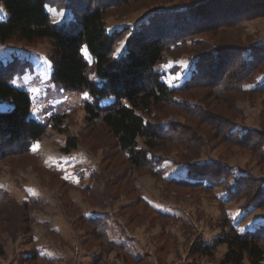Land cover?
Wrapping results in <instances>:
<instances>
[{"label":"rangeland","instance_id":"374dc122","mask_svg":"<svg viewBox=\"0 0 264 264\" xmlns=\"http://www.w3.org/2000/svg\"><path fill=\"white\" fill-rule=\"evenodd\" d=\"M46 1L54 25L71 24L88 7L103 6L108 30L122 34L115 58L125 54L142 23L196 5L240 10L232 14L237 23L203 31L194 40L217 48L264 46V14H245L259 5L264 10V0ZM6 16L0 5V20ZM51 51L47 39L0 42V74L29 92L32 117L47 127L34 143L37 151L33 144L29 153L0 161V188L10 200L0 205V264H225L226 244L210 256L195 254V245H213L231 228L264 229V94L227 93L220 100L208 90L176 95L177 105L146 117L169 135L150 151L149 168H136L102 121L88 120L85 103L95 102L89 92L54 81ZM84 56L95 82L86 49ZM191 57L185 50L167 52L158 66L162 80L171 88L181 86L195 68ZM255 79L264 83V64ZM59 118L63 122L55 127ZM230 132L233 137L227 138ZM72 137L78 147L65 153ZM140 148L146 149L142 138ZM240 179L253 190L239 194ZM92 218L98 229L88 221ZM243 264L251 263L246 258Z\"/></svg>","mask_w":264,"mask_h":264},{"label":"trees","instance_id":"16d2710c","mask_svg":"<svg viewBox=\"0 0 264 264\" xmlns=\"http://www.w3.org/2000/svg\"><path fill=\"white\" fill-rule=\"evenodd\" d=\"M0 5L7 14L6 18L0 20V42L6 43L14 37L27 43L49 40L54 81L74 92H89L95 102L85 103L88 120L102 121L133 167L149 168L150 151L157 149L159 140L167 134L148 122L146 117L165 105H177L176 95H184L192 90H208L210 97L220 100L227 93L264 94V83L256 84L255 81V74L264 64V46L217 48L194 40L195 35L203 31L237 23L238 19L232 14L240 10L239 6L208 10L196 5L161 12L152 17L148 24L142 23L131 37L125 54L115 58L116 43L122 34L108 30L103 6L88 7L71 24L54 25L46 9V0H0ZM260 7L263 8L255 6L245 13L246 16L250 18L264 14ZM189 46L194 50H187ZM85 49L92 58L95 82L89 78ZM178 50L180 53L184 50L190 53L191 59L195 60V68L181 86L171 88L162 80L158 66L167 52ZM245 83L255 86L247 88ZM109 99L114 100L110 106H101V101ZM1 102L9 106L0 108V161L11 154L29 153L32 145L47 132V127L32 117L29 92L14 86L0 74ZM62 122V118L57 119L55 127ZM232 135L230 132L226 137L232 138ZM140 138L144 139L146 149H139ZM77 147V139L72 137L62 151L69 153ZM236 184L239 194H246L254 187L244 179ZM8 201L7 191L0 188V205ZM29 219L27 214L26 220ZM88 221L99 228L98 219ZM221 244L227 245L225 264H243L246 258L251 264L264 262V229L241 233L231 228L213 245H195L194 253L210 256Z\"/></svg>","mask_w":264,"mask_h":264},{"label":"snow or ice","instance_id":"6c2138e0","mask_svg":"<svg viewBox=\"0 0 264 264\" xmlns=\"http://www.w3.org/2000/svg\"><path fill=\"white\" fill-rule=\"evenodd\" d=\"M85 96L87 97V93H85ZM39 147H40V146H39L38 143H37V144H34V145H33V150H34V151H37V150L39 149ZM66 178H67V177H66ZM76 182L79 183V180H77Z\"/></svg>","mask_w":264,"mask_h":264},{"label":"crops","instance_id":"0c3cea01","mask_svg":"<svg viewBox=\"0 0 264 264\" xmlns=\"http://www.w3.org/2000/svg\"><path fill=\"white\" fill-rule=\"evenodd\" d=\"M93 219V218H92Z\"/></svg>","mask_w":264,"mask_h":264}]
</instances>
